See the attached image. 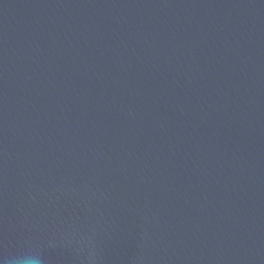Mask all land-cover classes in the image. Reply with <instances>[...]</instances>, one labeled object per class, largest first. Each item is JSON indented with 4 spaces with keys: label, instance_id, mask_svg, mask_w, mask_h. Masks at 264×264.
I'll use <instances>...</instances> for the list:
<instances>
[{
    "label": "water",
    "instance_id": "water-1",
    "mask_svg": "<svg viewBox=\"0 0 264 264\" xmlns=\"http://www.w3.org/2000/svg\"><path fill=\"white\" fill-rule=\"evenodd\" d=\"M0 264H264V0H0Z\"/></svg>",
    "mask_w": 264,
    "mask_h": 264
}]
</instances>
